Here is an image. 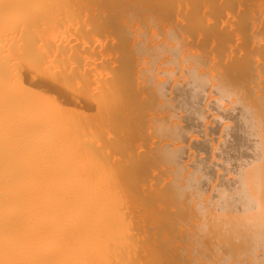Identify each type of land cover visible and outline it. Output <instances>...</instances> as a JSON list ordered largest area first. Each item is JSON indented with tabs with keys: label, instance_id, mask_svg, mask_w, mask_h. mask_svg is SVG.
Returning a JSON list of instances; mask_svg holds the SVG:
<instances>
[{
	"label": "bare ground",
	"instance_id": "bare-ground-1",
	"mask_svg": "<svg viewBox=\"0 0 264 264\" xmlns=\"http://www.w3.org/2000/svg\"><path fill=\"white\" fill-rule=\"evenodd\" d=\"M0 264H264V0H0Z\"/></svg>",
	"mask_w": 264,
	"mask_h": 264
}]
</instances>
